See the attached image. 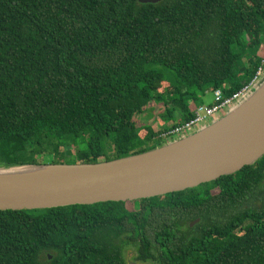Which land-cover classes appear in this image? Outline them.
Wrapping results in <instances>:
<instances>
[{"label":"trees","instance_id":"obj_1","mask_svg":"<svg viewBox=\"0 0 264 264\" xmlns=\"http://www.w3.org/2000/svg\"><path fill=\"white\" fill-rule=\"evenodd\" d=\"M261 46L264 0H0V168L160 147L204 90L232 95L264 68ZM155 108L158 130L136 125ZM129 249L138 264H264V156L160 197L0 211V264H127Z\"/></svg>","mask_w":264,"mask_h":264},{"label":"water","instance_id":"obj_2","mask_svg":"<svg viewBox=\"0 0 264 264\" xmlns=\"http://www.w3.org/2000/svg\"><path fill=\"white\" fill-rule=\"evenodd\" d=\"M161 1L137 0L139 4ZM262 156L264 79L244 101L216 121L152 150L94 164L0 168V211L160 197L232 175Z\"/></svg>","mask_w":264,"mask_h":264},{"label":"built area","instance_id":"obj_3","mask_svg":"<svg viewBox=\"0 0 264 264\" xmlns=\"http://www.w3.org/2000/svg\"><path fill=\"white\" fill-rule=\"evenodd\" d=\"M264 68L260 67L254 77L238 91L229 96H223L220 89L212 90L213 102L196 108L193 117L183 124L161 134L162 139H179L191 135L206 125L216 121L236 105L244 101L263 81Z\"/></svg>","mask_w":264,"mask_h":264},{"label":"rangeland","instance_id":"obj_4","mask_svg":"<svg viewBox=\"0 0 264 264\" xmlns=\"http://www.w3.org/2000/svg\"><path fill=\"white\" fill-rule=\"evenodd\" d=\"M257 55L261 59L264 58V46H261L258 49ZM175 91H176L175 89L171 90V92H175ZM198 100H200L199 104L204 105V106L211 104L213 102V95H212L211 90L210 89L204 90L203 94L198 95ZM191 106H193V104ZM155 110H156V108L154 110H152L151 112H149L148 114L140 115L138 118H136V120H135L136 125L139 127H144L145 125H150L154 131L158 130L157 129L158 125L156 123V117H155L158 112ZM145 135H146L145 130L144 129L141 130L140 136L143 137ZM174 140H177L176 137L175 138H169V139H161V143H162V145H164V144L169 143V142L174 141ZM128 208L131 209V204L128 205ZM125 257H126V260L128 262L131 261L132 258L134 257L133 251H131L130 249L127 250L125 253Z\"/></svg>","mask_w":264,"mask_h":264},{"label":"crops","instance_id":"obj_5","mask_svg":"<svg viewBox=\"0 0 264 264\" xmlns=\"http://www.w3.org/2000/svg\"><path fill=\"white\" fill-rule=\"evenodd\" d=\"M209 105V104H208Z\"/></svg>","mask_w":264,"mask_h":264}]
</instances>
